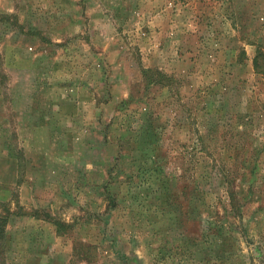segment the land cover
<instances>
[{"label":"rangeland","instance_id":"rangeland-1","mask_svg":"<svg viewBox=\"0 0 264 264\" xmlns=\"http://www.w3.org/2000/svg\"><path fill=\"white\" fill-rule=\"evenodd\" d=\"M258 54L264 0H0V264H264Z\"/></svg>","mask_w":264,"mask_h":264},{"label":"trees","instance_id":"trees-1","mask_svg":"<svg viewBox=\"0 0 264 264\" xmlns=\"http://www.w3.org/2000/svg\"><path fill=\"white\" fill-rule=\"evenodd\" d=\"M264 55L263 54H258L255 56V59H254V62H255V66H256V63L258 62V59L263 57ZM144 70V75H146V81H145V85L148 86V85H151V84H154V83H161L162 81V77H163V74L160 73V71H155L153 72L152 70H147V68H143ZM145 71L148 73L145 74ZM149 72L151 73V78L149 77ZM154 73L155 76H152ZM158 74V75H157ZM228 180L226 181L227 185L226 188L228 190V193L230 195V198H231V201L233 202V200H235L237 198V194L238 192L234 189V181L232 179H229L227 178ZM0 230H4L3 228H0Z\"/></svg>","mask_w":264,"mask_h":264}]
</instances>
